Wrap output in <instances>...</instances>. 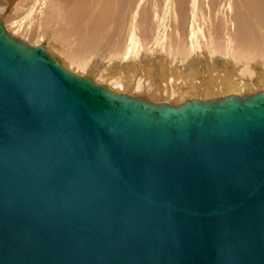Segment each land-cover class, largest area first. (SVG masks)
Here are the masks:
<instances>
[{"label": "water", "instance_id": "obj_1", "mask_svg": "<svg viewBox=\"0 0 264 264\" xmlns=\"http://www.w3.org/2000/svg\"><path fill=\"white\" fill-rule=\"evenodd\" d=\"M0 264H264V91H113L0 18Z\"/></svg>", "mask_w": 264, "mask_h": 264}, {"label": "bare ground", "instance_id": "obj_2", "mask_svg": "<svg viewBox=\"0 0 264 264\" xmlns=\"http://www.w3.org/2000/svg\"><path fill=\"white\" fill-rule=\"evenodd\" d=\"M141 1L142 0H53L52 7H55L57 9L56 14L53 15V20L59 21V23L61 22V24H59L61 27L60 32L64 35L65 38L72 37L73 39L76 40L77 44L78 43L81 44L77 46L75 50L78 54L82 53L83 56H85L87 55V53L92 52L91 50H93V47L95 46L96 44L95 42L97 41V39L100 36L104 35L103 33L106 29L105 26L107 24H110L112 21L118 23V21L121 22L122 20L126 19L125 21H130L131 24L135 25L133 15L136 10H139L142 7V4H140ZM167 1L169 5L168 7L170 8V14L166 15L168 22L164 24V27H162V29L160 27L159 30H157L158 32L156 31L157 34H155L156 36H154L155 37L154 42H155V46L157 47L160 43H162V41L170 40L171 37L170 33L172 32H174L175 35L174 38H176V41L174 44H170L169 41L168 42L169 44L167 43L164 47L162 46L160 47L159 45L161 56L165 55V57L167 58L168 57L167 54L170 55L173 52L174 46L176 44L177 47L176 49L179 48L181 49L182 47L187 49V50L182 49L183 51L180 50V53L182 54L183 58L187 59L189 56L193 57V55L198 58L203 54L205 61L200 59L198 65H196L197 69L196 67L195 69L192 68L193 70L183 75L182 72L180 71L181 69L179 70V68H177V66L175 65L176 62L174 64L170 62L167 63V59L165 58L163 59L162 56L161 58L162 63H160L161 65H159L160 73L158 75L155 74L151 65L149 64L145 65L141 68L142 69L141 71L139 70L140 78L138 77V79H136L137 82L136 85L134 86H132L133 84L131 83L132 80L130 78L132 77V73L130 72V76L125 77L124 72L122 70H119L116 72L117 76H111L110 74L107 78L111 80H116V79L119 80L118 92L119 90H121L122 93H128L129 88L131 87L130 89L131 94L133 92V94L137 93L139 96V95H145L146 92V97L147 99L149 98L148 100L151 99L153 102L155 101L167 102L169 100V97L167 96L168 95L167 86L170 85V87L174 86L173 89H175L177 92L176 94L173 93L174 99L176 98L179 100V103H183L186 97H188L189 100L193 99L194 97L200 100L203 99L210 100L211 98L214 99L224 98L226 96H229L230 94L239 95L241 92H243V88L244 89L246 88L245 91L248 90L249 86H247V84H244L243 81L239 80L238 77L235 76V74L239 75L240 73L238 74L233 72L240 69L237 68L239 61L237 63L236 58L241 57L244 59V60L241 59L243 60L241 62H245L246 58L248 57L246 56V54L249 55L251 52L250 50L251 42L248 40L260 38L256 35V33H258L259 31L252 28L254 27L253 24H255V26L257 25L256 26L257 29L258 27L261 26L260 28H262L263 29L262 31H264V0H240L239 1L240 3L238 2L231 4L229 2L228 5H227V0H222V4L225 6L227 5L228 7L226 8V11L230 12L232 14V17H234L233 22H230L228 25L225 24L229 28L228 31H232L231 33L226 32L227 28H225L226 26H222L223 24L222 25L220 24L221 26L219 29L221 30L222 29L221 27H223V29L225 30L224 31L226 33L225 39L227 35L232 34V38L227 37L228 39L226 41V44L224 46L221 45L223 47L222 48L223 53L228 58V60L225 58L226 60L225 65L227 67L229 65H232V69H233V71L231 72L229 71V73L227 74L225 73L224 76H222L221 72L217 70V66H216L217 64L215 63V59H214L215 58L214 52L220 49L219 48L220 43L217 39H216V43L219 44L214 43L212 41L214 40L215 37L214 33L212 31L209 32L210 29L208 28L209 29L208 30L204 27V24H206L207 22L205 21L207 16L203 14L202 8L200 9L198 8L200 7L197 4L199 0H167ZM92 6H96L100 8L94 11L92 10ZM200 10L202 11V14L200 13ZM210 12H212V10H209L208 13ZM199 22L200 24L198 25L197 23ZM161 23L163 22L161 21ZM205 26H207V24ZM254 30L258 32L255 33ZM214 32L216 34L219 33V31L216 32V30H214ZM235 37H237L239 46L241 45V43H244L245 41L250 42L247 43L249 46L245 45L246 42L244 45L242 44V47L245 48L246 50L240 49L238 51L237 50L238 48H236L237 46H234L235 43L233 44V46H231L232 41L236 39ZM133 39L134 38L130 39L129 41L130 47L126 49V51L124 52V55H126L125 61L131 60L130 58L135 56L133 54L138 45L136 46L137 43L134 42ZM184 40L186 41V45L184 44L185 46L181 44L182 42H184ZM196 40H198L200 44L199 47L198 44L196 43ZM209 40L211 44L208 43ZM41 43H44V41L42 40ZM253 44L251 46H253L254 49V46L256 47V45L255 43ZM171 45H174L173 49ZM248 47H250L249 50ZM136 52L138 51L136 50ZM150 59H146L145 61ZM247 61L248 60H246V62ZM135 62L136 60H134V63L132 64L133 67L135 65ZM137 64L139 65L141 63L139 62ZM135 68H137L136 65ZM159 69L157 71H159ZM229 69L231 70V67ZM204 73L207 74V76L204 77ZM154 77L158 78L157 80H159L160 84L156 83ZM112 83L114 84V81ZM262 83L264 84L263 81H261V84ZM263 84L262 86L264 87ZM182 85H184L183 89H181ZM173 100L170 103L173 104L174 103ZM178 100L176 101L177 103Z\"/></svg>", "mask_w": 264, "mask_h": 264}, {"label": "rangeland", "instance_id": "obj_3", "mask_svg": "<svg viewBox=\"0 0 264 264\" xmlns=\"http://www.w3.org/2000/svg\"><path fill=\"white\" fill-rule=\"evenodd\" d=\"M239 1L240 0H227V5L229 4V2L233 4V3H238ZM167 2H168L167 0H164V1L163 0H142L140 4H142L141 8L143 10L140 8L139 10H136L133 15L135 25L131 24L130 21H125L126 19L122 20L121 22L118 21V23L112 21L110 24H107L105 26L106 29L103 33L104 35L100 36L97 39V41L95 42L96 44L93 47V50H91L92 52L87 53V55L85 56H83L82 53L78 54L75 50V48L81 44L79 43L77 44L76 40L73 39L72 37L65 38L64 35L60 32L61 27L59 24H61V22L59 23V21L53 20V15L56 14V10H57L55 7H52L53 0H0V18L3 21V24L5 25L7 30L11 32V34L31 44H36V45L43 44V46H46L47 50L51 54L57 56L61 60V62L64 64V66L67 67L68 69L78 74H81V75L87 74L91 78H93L96 82L105 84L106 86L110 87L113 91L118 92L119 80L118 79L111 80L107 78L110 74L111 76H117L116 72L119 70H122L124 72L125 77L130 76V72L132 73V77L130 78L132 80L131 81V83L133 84L132 86H134L136 85V82H137L136 79H138V77L140 78V71L142 70L141 68L143 66L149 64L152 66V69L154 70L155 74L158 75L160 73L159 65H161L160 63H162V59H161L162 56H163V59L164 58L167 59V63L170 62L174 64L176 62L175 65L177 66V68H179V70L181 69L180 71L182 72L183 75L193 70L192 68L195 69L200 59L202 60L205 59L203 54L198 58L194 55L193 57L189 56L187 59L183 58L182 54L180 53V50L182 49L184 50L186 48L182 47L181 49L180 48L176 49L177 48L176 44L175 46L171 45L172 49H173V46L175 49V50L173 49L174 53L172 52L170 54L171 57L169 54H167L168 56L167 58L165 57V55L161 56L160 47L161 46L164 47L169 41H170L169 42L170 44H174L176 41V38H174L175 37L174 32H172L170 33L172 38L170 37V40L168 41H165V40L162 41V43L159 44L160 47L159 45L156 47L155 42H154L155 41L154 36H156L155 34H157L156 31L159 30L160 27L162 29V27H164V24L168 22L166 15L170 14V8L168 7L169 5ZM197 4L200 6L198 8L199 9L202 8L203 14L207 16L205 19V21H207L206 22L207 26H205L206 24H204V27L206 29L209 28L210 29L209 32L212 31L214 33L215 41L214 40L212 41L216 43V39H217L220 43L219 48L222 50L223 47L221 45L224 46L228 39L227 37L232 38V34L227 35L225 39V34H226L224 32L225 30L223 29V27H221L223 30L222 29L219 30L220 26L223 24L222 26H226L225 28H227L226 32L231 33L232 31H228L229 28L227 27V25L230 22L234 21V17H232V14L230 12L226 11V8L228 7L227 5L225 6L222 4V0H199ZM99 8L100 7L92 6V10L94 11L98 10ZM209 10H212V12H210L211 14L208 13ZM202 11L200 10L201 14H202ZM161 17H162V20H161ZM160 20L163 23H161ZM197 24L199 25L200 22ZM253 26H254L252 27L253 29L258 30L260 32L259 33L258 31L254 30L255 33L258 32L256 33V35L260 38L253 39L254 41L248 40L251 43L245 41L246 44L244 42V43H241V45L239 46L237 37H235L236 39H234L231 43V46H233V44L235 43L234 46H237L236 48H238L237 49L238 51L240 49L241 50L245 49L242 47V44L249 46L247 43H250L251 45L255 43L257 47L256 48L254 46V49H253V46L251 45H250L251 48L248 47V50L250 48L251 52L249 55L246 54V56H248L247 58L245 57L246 60H248L247 62L246 60L245 62H241L244 60L241 57L236 58L237 63L239 61L237 68H240V69L234 71L233 73H238V74L240 73L239 75L235 74V76H237L239 80L243 81L244 84H247V86H249L248 90L246 91H245L246 88L245 89L243 88V92H241L239 96H243L247 94H254L255 92L264 90L262 89L264 88L262 86L263 83L261 84V81L264 82V46H263L264 36H261V35H264L263 34L264 31H262L263 29L260 28L261 26L258 27V29L256 27L257 25L255 26V24H253ZM214 30H216V32L219 31L220 34L219 33L216 34ZM131 38H134L133 41L136 42L137 43L136 46L137 45L138 46L135 49V52L133 54L135 56L130 58L131 60L125 61L126 55H124V52L126 51V49L130 47L129 41ZM42 40L44 41V43H41ZM196 43L198 44V47H199L200 44L198 40H196ZM208 43H210V40ZM219 43H216V44H219ZM181 44L186 45V41L184 40V42H182ZM138 47L139 49H142V50H139ZM220 49L214 52V57H215L214 59H215V63L217 64L216 65L217 70H219V72H221V75L224 76L225 73L227 74L229 73V71L230 72L233 71V69H232V65H229L231 67V70L229 69L230 68L229 66L227 67L225 65L226 64L225 58L227 60L228 58L223 53V50L221 52ZM136 50L138 52H136ZM163 54H166V53H163ZM215 54L218 57H216ZM146 59H150L152 63L150 62V60H147L148 62L145 61ZM134 60H136L135 65L137 68H135V65L134 67L132 65L134 63ZM139 62L141 64L138 65L137 63ZM154 66L158 68L156 69ZM158 69L159 71H157ZM205 76H207V74L204 73V77ZM157 79H158L157 77H154V80L156 81V83L160 84L159 80ZM113 81H114V84L112 83ZM167 87H168L167 96L169 97V100L167 102L170 103L174 99L173 93L176 94L177 92L175 89H173L174 86L170 87L169 85ZM183 88H184V85L181 86V89ZM130 89L131 87L129 88V92L127 94H131ZM118 93H122L121 90H119ZM131 95L138 96L137 93L133 94V92ZM139 96L140 97L143 96L142 98L147 99L146 92H145V95H139ZM175 99L173 100L174 102L173 104H180L179 100L178 99L175 100ZM211 99H214V98H211ZM177 100H178V103L176 102ZM186 100H189V98L186 97L185 101Z\"/></svg>", "mask_w": 264, "mask_h": 264}]
</instances>
